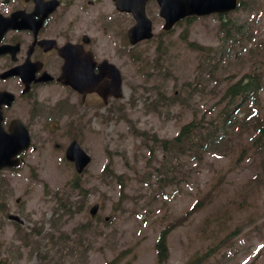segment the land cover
<instances>
[{"label": "rangeland", "instance_id": "374dc122", "mask_svg": "<svg viewBox=\"0 0 264 264\" xmlns=\"http://www.w3.org/2000/svg\"><path fill=\"white\" fill-rule=\"evenodd\" d=\"M244 3L223 17L234 25L232 37L209 15L176 24L160 44L136 47L138 60L121 65V111L65 115L55 92L40 93L43 150L32 131L37 150L21 167L0 172V264H157L154 242L176 221L165 264L195 254L208 255L202 264H264V143H250L254 119L264 116V0ZM253 72L261 75L258 99L224 121L237 103L225 105V89ZM11 111L27 122L23 101ZM191 120L199 126L191 141L202 144L200 158L190 143L167 155L152 145V135L171 139ZM70 138L91 156L79 175L85 192L72 189L74 170L60 159Z\"/></svg>", "mask_w": 264, "mask_h": 264}, {"label": "flooded vegetation", "instance_id": "af4514ba", "mask_svg": "<svg viewBox=\"0 0 264 264\" xmlns=\"http://www.w3.org/2000/svg\"><path fill=\"white\" fill-rule=\"evenodd\" d=\"M126 1L0 0V14L10 24L0 41V91L13 92L15 101L29 107L27 125L40 138L45 140L47 133L40 119L44 108L37 103L41 92H55L56 99L68 106L65 115L93 111L97 104L108 108L115 101L102 65L126 63L128 14L120 10ZM157 10L155 0L145 2L148 15ZM13 68L19 75L4 74ZM44 73L56 80L44 78ZM76 73L89 79L79 80L78 89L63 83ZM10 108L3 109L6 120L17 116Z\"/></svg>", "mask_w": 264, "mask_h": 264}, {"label": "water", "instance_id": "95a60500", "mask_svg": "<svg viewBox=\"0 0 264 264\" xmlns=\"http://www.w3.org/2000/svg\"><path fill=\"white\" fill-rule=\"evenodd\" d=\"M236 7V0H182L181 6L174 12V18L177 19L186 14H208L211 12H221ZM116 75H117V71ZM119 84V79H117ZM119 89V88H118ZM29 137L27 130L21 125L12 123L8 132L4 131L0 124V168L4 166H18L20 161L15 158L17 154L28 147ZM66 157L75 162L76 169H81L89 161V157L80 149L76 142H72L67 151ZM96 206L91 209L94 213ZM17 219V217L9 216Z\"/></svg>", "mask_w": 264, "mask_h": 264}, {"label": "trees", "instance_id": "16d2710c", "mask_svg": "<svg viewBox=\"0 0 264 264\" xmlns=\"http://www.w3.org/2000/svg\"><path fill=\"white\" fill-rule=\"evenodd\" d=\"M224 27V25H223ZM225 32L228 31V29L224 28ZM260 85V78L258 76H251V75H246L234 84L230 85L227 88L226 95H228L230 98H234L235 96L239 95L240 99L238 101H243L246 100L249 97H254L257 95V91L259 89ZM230 116V112H227L223 115V119L226 120ZM259 125H257L258 127ZM197 128V124H195V121H191L188 124L182 126L180 129V132L178 135H176L173 139L170 140H163L159 141L158 143L166 147V148H176L177 150H180L186 141L190 139V135L192 134L193 130ZM264 134V122L259 126V135L258 138ZM257 140L254 143L259 142ZM195 208H191L188 213H191ZM178 222L176 221L173 225L177 224ZM171 227V226H170ZM169 227V228H170ZM156 251H157V260L159 263L165 262L167 259V246H166V230L161 234L160 238L158 239L156 243ZM211 255V254H210ZM208 255H195L192 256L187 264H200L202 263Z\"/></svg>", "mask_w": 264, "mask_h": 264}]
</instances>
